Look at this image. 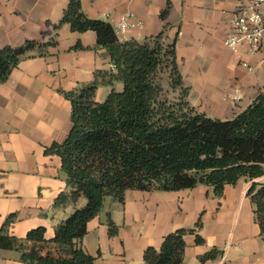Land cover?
I'll use <instances>...</instances> for the list:
<instances>
[{
  "label": "crops",
  "instance_id": "obj_1",
  "mask_svg": "<svg viewBox=\"0 0 264 264\" xmlns=\"http://www.w3.org/2000/svg\"><path fill=\"white\" fill-rule=\"evenodd\" d=\"M69 1L0 0V48L27 40L46 44L27 51L8 79L0 81V230L15 214L7 234L18 239L39 226L46 228V239H52L57 224L78 206L79 201L53 207L67 182L61 157L47 148L63 142L72 126V105L63 91L91 82L96 70L115 71L94 30L74 31L63 22ZM169 2L168 7V0H82V8L114 27L124 13H133L142 25L118 35L122 41L143 40L167 26L169 39H177L189 101L212 117H234L264 90L259 55L245 46L233 51L223 43L229 18L247 0ZM244 60L250 68L242 65ZM115 87L122 90L123 84ZM111 89L100 86L97 100H104ZM234 94L241 98H225ZM253 181L262 182L264 176L227 184L221 195L208 185L175 191L128 189L123 202L105 199L77 245L93 255L96 264H146L149 246L160 248L167 234L195 228L184 236L182 264H264V233L248 195ZM109 219L118 227L116 234L110 231ZM197 234L202 243L196 241ZM214 248L223 253L203 261ZM20 257L12 240L0 234V264H30Z\"/></svg>",
  "mask_w": 264,
  "mask_h": 264
},
{
  "label": "trees",
  "instance_id": "obj_2",
  "mask_svg": "<svg viewBox=\"0 0 264 264\" xmlns=\"http://www.w3.org/2000/svg\"><path fill=\"white\" fill-rule=\"evenodd\" d=\"M63 22L74 31L94 30L98 46L108 50L115 71L96 70L91 82L63 91L72 105V126L65 140L54 142L47 151L61 157L67 188L55 198L53 207L76 205L81 197L87 201L57 224L52 239H46L44 226L31 229L24 239L9 236L7 228L16 218L9 215L0 234L12 240L22 261L96 264L77 240L100 214L105 199L123 202L128 189L175 191L208 185L221 195L227 184L264 176V90L234 117H212L188 99L177 39H169L167 26L143 40L122 41L110 21L83 11L82 0L69 1ZM44 45L27 40L0 48V81L8 79L27 51ZM117 83L123 84L122 90L116 89ZM102 85L112 89L100 101L96 93ZM248 195L256 204L264 233V181H253ZM109 225L116 234L118 227L110 219ZM195 231L180 228L167 234L160 248L149 246L144 253L146 264H182L184 236ZM196 241L202 243L203 238L197 234ZM222 253L214 248L201 258L213 259Z\"/></svg>",
  "mask_w": 264,
  "mask_h": 264
},
{
  "label": "built area",
  "instance_id": "obj_3",
  "mask_svg": "<svg viewBox=\"0 0 264 264\" xmlns=\"http://www.w3.org/2000/svg\"><path fill=\"white\" fill-rule=\"evenodd\" d=\"M228 24L224 45L233 51L245 46L251 54L259 55V61L264 64V0H247L241 9L231 15ZM141 25L133 13L126 12L116 22L115 31L117 35L125 36L130 28ZM242 65L250 68L246 60L242 61ZM225 98L239 100L241 95H226Z\"/></svg>",
  "mask_w": 264,
  "mask_h": 264
},
{
  "label": "rangeland",
  "instance_id": "obj_4",
  "mask_svg": "<svg viewBox=\"0 0 264 264\" xmlns=\"http://www.w3.org/2000/svg\"><path fill=\"white\" fill-rule=\"evenodd\" d=\"M165 80H164V84L166 86V88H169L168 82H167V75H165ZM87 201V199L85 197H81L79 202H78V206H82L83 204H85Z\"/></svg>",
  "mask_w": 264,
  "mask_h": 264
}]
</instances>
